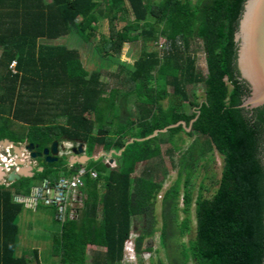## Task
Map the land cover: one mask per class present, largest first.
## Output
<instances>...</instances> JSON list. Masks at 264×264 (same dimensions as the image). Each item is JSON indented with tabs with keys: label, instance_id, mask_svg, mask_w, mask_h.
<instances>
[{
	"label": "trees",
	"instance_id": "1",
	"mask_svg": "<svg viewBox=\"0 0 264 264\" xmlns=\"http://www.w3.org/2000/svg\"><path fill=\"white\" fill-rule=\"evenodd\" d=\"M246 1L0 0V141L33 144L37 152L54 141L82 144L90 158L85 168L97 174L84 179L88 197L79 216L63 224L54 220L51 249L58 264H86L90 245L105 248L90 264H119L134 217L142 221L134 242L136 264H144L141 245L157 231L158 197L168 264H264V105L241 107L250 89L240 78L235 41ZM102 21L109 34L100 36L92 52L117 66L109 74L112 86L100 81L103 65L88 72L78 49L54 44L74 35L87 45ZM162 39L167 46L161 57L147 51ZM195 41L206 75L189 55ZM137 42L141 52L127 67L118 55L125 44ZM200 84L203 100L191 101L188 87ZM119 99L134 111L122 113ZM191 135L204 138L222 158L211 197L203 195L202 184L193 197L189 172L182 180L179 171L163 191L157 167L149 166L164 146L171 158ZM96 151L110 153L115 166L94 159ZM141 163L148 165L133 177ZM40 167L32 178L0 186V264H42L37 251L33 261L16 254L23 209L12 197L28 194L36 181L71 175L78 165L68 169L58 158ZM192 205L195 234L182 243Z\"/></svg>",
	"mask_w": 264,
	"mask_h": 264
},
{
	"label": "rangeland",
	"instance_id": "2",
	"mask_svg": "<svg viewBox=\"0 0 264 264\" xmlns=\"http://www.w3.org/2000/svg\"><path fill=\"white\" fill-rule=\"evenodd\" d=\"M155 2L159 0H154ZM122 24L118 25V28H120ZM109 29H108V23L107 21H102L98 24V30L96 32V35L93 39H91V42L87 45L83 44L81 41L78 40V37L72 35V36H65L62 39H59L54 42V44H65L69 45L68 47L78 49L80 52V57L83 62L84 68L88 72H93L95 69H97L100 65H103L105 68L102 69L100 81L103 83H107L109 86H112L113 80L109 76L111 73L117 72V66L116 65H109L107 61H102L99 59L96 55L93 54L92 50L94 48V45L98 42L101 35L108 36ZM160 41V40H159ZM141 42H137L134 44H125L121 53L118 55L119 62L123 63L125 66L130 67L131 64H133L134 59L140 54L141 52ZM156 50L157 53H159L160 57L162 56V52H159L158 49L153 44H148L147 51H153ZM189 55L195 57V66L196 70L201 73L202 75H206V65H205V57L204 53L201 48V44L199 41H195L192 43L191 48L189 50ZM169 92H171V88L168 89ZM188 93L191 101L194 102H200L204 98V87L203 85H196V86H189L188 87ZM170 98L165 100L163 102L164 106L168 105L170 102ZM172 101V100H171ZM120 111L122 113L125 112H132L134 111L133 106L128 103L127 101H124L122 99H119L118 101ZM187 132H190V130H187ZM185 138V144L180 147L179 150L174 152L169 158L165 154V150L167 146H164L162 149V156L157 158L156 160L152 161L149 166H155L157 167L158 171V180L163 182V191L166 190L172 182L176 179V177L179 174V171L181 172L180 178L183 180L185 177V173L189 172L192 173L191 181L193 183V197L195 198L199 185L202 184L205 188V191H203V195L205 197H211L213 192L215 191L217 187V183L220 178L221 174V168H222V158L217 155L214 151H212L209 148V145L207 141L204 138H199L197 135H191L190 137H184ZM24 144H27L26 142L22 143V146ZM79 146V144L75 145ZM192 146L190 151L187 152L188 147ZM84 149V146H83ZM68 150V149H66ZM104 155L101 151H96L94 154V157L102 158V160L109 165L110 168H113L115 166L114 163L111 162L110 159V153ZM104 156V157H103ZM142 167H140L137 170V174H139ZM136 174V175H137ZM101 187V186H100ZM99 188V185H98ZM101 192V189H100ZM160 197L157 199V204L155 206V216L157 217V225H156V233L154 236L150 239L143 240L141 245V253H143V263L148 264L150 260L156 261L157 259H160L163 264H168L166 259V254L164 250L161 247L160 244ZM181 207V205H180ZM183 218V215L180 214V219ZM33 220V226L30 228L25 227L22 223H18L20 232L22 236V233L24 230L29 231V234H31L33 237L34 235H39L40 240H37V247H40L39 252V258L41 260L42 264H58L57 258H46L50 254L48 253V248L50 245V239L48 236L50 233H52L56 229V225L51 219V216L47 213H44L43 215L38 214ZM190 231L189 233L184 236L183 238H180L179 241L182 243H187L189 239L193 238L195 234V216H194V205L190 208ZM132 230H131V242L134 248V242L135 239H137L141 227H142V221L138 217H134L132 219ZM19 236V237H20ZM31 236V237H32ZM31 240L26 241V243L30 246L31 243H33V238ZM36 240V239H35ZM36 244V241H35ZM33 244V246L35 245ZM32 245V244H31ZM36 246V245H35ZM151 248V252H147L146 249ZM42 249V250H41ZM19 252V251H18ZM16 252L17 255L20 253ZM24 252V251H23ZM29 259L33 261V258L30 254ZM91 260V254H87L86 256V263L88 264ZM45 261V263H44ZM188 264H194L192 260L188 262Z\"/></svg>",
	"mask_w": 264,
	"mask_h": 264
},
{
	"label": "water",
	"instance_id": "3",
	"mask_svg": "<svg viewBox=\"0 0 264 264\" xmlns=\"http://www.w3.org/2000/svg\"><path fill=\"white\" fill-rule=\"evenodd\" d=\"M238 44L237 68L240 78L245 81L250 89V95L243 101L241 107L253 109L264 105V0H247L239 21V28L235 35ZM189 130L186 129V131ZM5 144L12 145L17 156L28 153L32 160L39 163H56L58 158L69 166H83L90 158L85 155L83 145L79 144L70 150V154H61L65 150L64 143L54 141L50 147L42 152H37L33 144L20 145L3 140ZM19 170L7 175L6 181L13 183L20 178H32L36 172L43 171L42 167L35 170L29 163L22 165L18 160ZM109 167V165L107 164ZM3 172L0 171V186L4 184Z\"/></svg>",
	"mask_w": 264,
	"mask_h": 264
},
{
	"label": "built area",
	"instance_id": "4",
	"mask_svg": "<svg viewBox=\"0 0 264 264\" xmlns=\"http://www.w3.org/2000/svg\"><path fill=\"white\" fill-rule=\"evenodd\" d=\"M159 52L166 46L165 40H160L155 44ZM14 63L11 64V68ZM26 144L20 146L24 148ZM65 151L61 154H70L71 144L64 143ZM68 149V150H66ZM18 160L22 165L29 163L35 170L39 168L36 160L29 158L28 153L17 156L12 145L5 144L0 141V171L3 172L4 184L8 186L10 183L6 181V177L11 172L19 170ZM70 169L72 166L67 165ZM88 176L95 180L97 174L93 170H87L84 166H79L74 173L68 176H60L54 182L49 180L36 181L28 194H15L12 201L22 207L23 210L35 212L39 207L51 208L54 212V220L59 224H63L66 220H74L79 216L83 207V203L87 198L84 192V179ZM123 262L126 264H136V254L130 240L124 246Z\"/></svg>",
	"mask_w": 264,
	"mask_h": 264
},
{
	"label": "crops",
	"instance_id": "5",
	"mask_svg": "<svg viewBox=\"0 0 264 264\" xmlns=\"http://www.w3.org/2000/svg\"><path fill=\"white\" fill-rule=\"evenodd\" d=\"M72 36V35H71ZM67 46V45H66ZM69 46V45H68ZM67 46V47H68ZM68 48H70V47H68ZM72 49H74V48H72ZM94 158H96V157H94ZM110 159H111V156H110ZM111 162L112 163H114L113 162V160L111 159ZM147 165H148V163H141V164H139V165H137V167H136V171H135V173L132 175L133 177H137L138 175H140L141 174V172L147 167ZM40 167V166H39ZM140 167H142V169L140 170V172H139V174H137V170L140 168ZM137 174V175H136ZM61 176V175H60ZM59 176V177H60ZM84 188H85V186H84ZM84 190V189H83ZM85 192V191H84ZM85 195H86V197H88V195H87V193L85 192ZM44 213H48L50 216H51V219H52V221L54 222V213L52 212V210L51 209H47V208H39V209H37L35 212H30V211H26V210H23L22 211V213L20 214V216H19V219H18V223L20 222V223H22L25 227H27V228H30V227H32L33 226V222L35 221V220H33L38 214H41V215H43ZM54 224L56 225V223L54 222ZM57 228H58V226L56 225V229L52 232V233H50V235L48 236V238L50 239V245H49V248H48V253L50 254L48 257H46V258H56L55 256H53L52 254H53V251H52V240H53V237H54V234L57 232ZM131 230H132V226H131ZM29 231L30 230H28V231H26V230H24V232L22 233V236H20L21 235V232H20V229H19V235H18V245H17V251L16 252H18V253H20L19 254V256L20 255H23V256H26L27 258H29V255H26V254H30L31 256H32V258H33V256H34V252L35 251H37L38 252V254H39V252H41L40 251V247H37V240H40L41 238H40V236L39 235H34V237L31 235V234H29ZM20 236V237H19ZM34 238L33 239V243H31L30 244V246L31 247H29V245L26 243V241H28V240H31L32 239V237ZM36 239V240H35ZM35 241H36V244H35ZM33 244H35L34 246H33ZM42 250V249H41ZM24 251V252H23ZM104 252H105V248L104 247H98V246H87V250H86V256H87V254L89 255V254H91V260H92V258H94V257H98L100 254H104ZM91 260H90V262L88 263V264H90L91 263ZM44 263H45V261H44ZM87 264V263H86ZM119 264H126V263H124L123 262V259H122V261H120V263Z\"/></svg>",
	"mask_w": 264,
	"mask_h": 264
},
{
	"label": "clouds",
	"instance_id": "6",
	"mask_svg": "<svg viewBox=\"0 0 264 264\" xmlns=\"http://www.w3.org/2000/svg\"><path fill=\"white\" fill-rule=\"evenodd\" d=\"M3 141V140H2ZM60 143H68V144H71V146H72V148L73 147H77V146H75V145H77V144H73V143H70V142H60ZM20 144H22V143H19V144H17V145H20ZM71 150V149H70ZM85 150V149H84ZM65 151V150H64ZM63 151V152H64ZM105 156H107L106 154H104ZM104 157V156H103ZM94 158V157H93ZM94 159H98L97 157L96 158H94ZM37 162L39 161V160H36ZM107 165V164H106ZM84 167H85V165H83ZM79 167V166H78Z\"/></svg>",
	"mask_w": 264,
	"mask_h": 264
},
{
	"label": "flooded vegetation",
	"instance_id": "7",
	"mask_svg": "<svg viewBox=\"0 0 264 264\" xmlns=\"http://www.w3.org/2000/svg\"><path fill=\"white\" fill-rule=\"evenodd\" d=\"M37 165H38V166H40V163H39V161L37 162Z\"/></svg>",
	"mask_w": 264,
	"mask_h": 264
}]
</instances>
